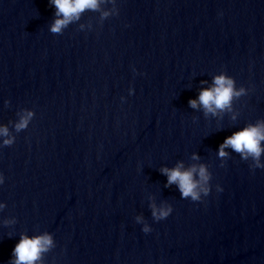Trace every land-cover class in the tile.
<instances>
[{"label":"water","instance_id":"obj_1","mask_svg":"<svg viewBox=\"0 0 264 264\" xmlns=\"http://www.w3.org/2000/svg\"><path fill=\"white\" fill-rule=\"evenodd\" d=\"M54 12L0 0V264L44 233L39 264H264V169L217 156L264 121V0H100L59 34ZM221 73L230 110L190 108ZM181 162L211 174L201 201L166 186Z\"/></svg>","mask_w":264,"mask_h":264},{"label":"clouds","instance_id":"obj_2","mask_svg":"<svg viewBox=\"0 0 264 264\" xmlns=\"http://www.w3.org/2000/svg\"><path fill=\"white\" fill-rule=\"evenodd\" d=\"M49 4L54 7V19L49 26V31L59 34L71 22L78 20L80 14L85 10H99L100 0H48ZM108 15L107 12L104 13ZM135 72L136 70L133 69ZM202 84L207 82L202 81ZM244 89H237L235 81L232 77L224 73L213 76L211 85L201 87L196 98L188 100V106L193 109L200 108L205 115H216L218 112L230 110L234 98L244 94ZM132 90L129 89V95ZM123 97L121 100L123 101ZM32 113H28L31 117ZM28 124V118H22L16 125L17 130L23 129ZM6 126H0V134L7 135ZM264 121L256 124H249L245 127L234 131L231 135L226 136L217 147V156L221 159L226 157L228 153L226 148H231L234 152L239 153L242 160L249 158L254 162L257 169H264L261 163V157L264 155ZM4 145L13 143L12 139H5ZM193 159H198L194 154ZM161 174L167 177L166 186L176 184L182 199H191L193 202L201 201L202 197H206L211 191V174L204 165L199 167L192 166L185 169L182 162L177 163L173 168L163 167L160 169ZM4 182V177L0 174V184ZM217 192H222L223 188L217 184L215 186ZM2 207V205H0ZM172 213L170 207L152 206V215L155 220L161 221L166 219ZM139 219V218H137ZM144 233H149L151 229L147 226L142 228ZM53 246V238L51 234L44 233L37 236L29 237L21 234L18 242L12 249L8 264H39L42 254L50 250Z\"/></svg>","mask_w":264,"mask_h":264}]
</instances>
